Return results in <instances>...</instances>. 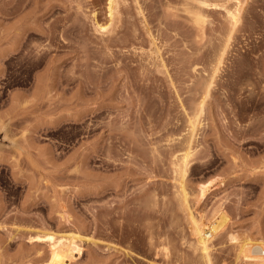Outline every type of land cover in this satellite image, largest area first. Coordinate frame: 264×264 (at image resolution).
<instances>
[{
	"label": "rangeland",
	"instance_id": "rangeland-1",
	"mask_svg": "<svg viewBox=\"0 0 264 264\" xmlns=\"http://www.w3.org/2000/svg\"><path fill=\"white\" fill-rule=\"evenodd\" d=\"M115 1L0 0V264L73 232L69 264H207L189 210L227 217L213 264L250 263L231 235L264 240V0Z\"/></svg>",
	"mask_w": 264,
	"mask_h": 264
},
{
	"label": "bare ground",
	"instance_id": "bare-ground-1",
	"mask_svg": "<svg viewBox=\"0 0 264 264\" xmlns=\"http://www.w3.org/2000/svg\"><path fill=\"white\" fill-rule=\"evenodd\" d=\"M240 1V0H239ZM116 2L115 0H109L108 3V14L110 20L113 21V18L116 14ZM241 2H237L236 7L233 10H230L228 8L226 11L227 16L229 15V21L233 24V26H236L239 22L240 19V14H241V8H242ZM199 15V13L197 14ZM198 17V16H197ZM198 21V20H197ZM97 27V31L101 30H107V26L101 25L99 23H95ZM233 28V27H232ZM226 51V50H225ZM224 54V52H223ZM222 54V56H223ZM221 59V58H220ZM219 68V66H218ZM216 69V68H215ZM217 71V70H216ZM196 122V121H195ZM195 122L193 121L191 123V136L189 140H192L191 138L194 136V131H195ZM190 146V143H188ZM188 146V147H189ZM190 149V147H189ZM187 156V155H186ZM189 156V154H188ZM186 159V158H185ZM184 159V160H185ZM187 163V160H185ZM183 164H185L183 162ZM187 165V164H186ZM185 165V166H186ZM184 168V167H183ZM187 170V167H186ZM183 172V171H182ZM185 173V170L183 172V175ZM183 183V182H182ZM182 190L185 192V186L184 183L181 185ZM208 186L207 185H201L199 190H200V196L202 199L206 196L207 191H208ZM185 194V193H184ZM186 195V194H185ZM190 217L192 219L193 223V231L194 234L197 238V246L196 247L198 250H200L202 255L207 261V264H213L211 260V239L215 234L219 232V230L223 227L225 224V221L227 220V217L223 213H219L216 218L210 223L208 226H203L205 224L201 223L198 219L193 216V214L190 212ZM232 234V233H231ZM45 238L46 240L49 239L51 243V258L49 264H69L71 260L74 258H78L81 254V248L79 246V240H83V237L77 233H70L68 235H62L58 239L55 238L54 235H48ZM39 237H37L38 239ZM41 239V238H40ZM38 239V240H40ZM44 239V240H45ZM42 240V239H41ZM231 240L233 242L239 243V252H238V258H244L246 261H249L251 264H264V240L263 239H253L251 237H245L243 239H240L239 235L232 234L231 235ZM248 263V264H250Z\"/></svg>",
	"mask_w": 264,
	"mask_h": 264
}]
</instances>
